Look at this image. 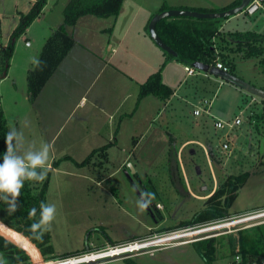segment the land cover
<instances>
[{
  "label": "rangeland",
  "instance_id": "rangeland-1",
  "mask_svg": "<svg viewBox=\"0 0 264 264\" xmlns=\"http://www.w3.org/2000/svg\"><path fill=\"white\" fill-rule=\"evenodd\" d=\"M144 1L150 3L152 0ZM32 2L33 0H0V7L7 16L1 30L2 41L5 44L9 42L13 22L20 20L16 6H19L20 11H25ZM68 2L49 0L46 3L48 8L45 18L35 21L17 39L7 73L8 78L0 84L1 108L6 119L7 131L10 124L20 128L27 119L29 126L23 129L26 142L34 144L37 149L43 143L51 145L50 170L46 179L43 183L34 181L31 183L35 189H39L47 182L46 203H54L57 208L52 230L48 232L53 247L52 255L72 253L86 249L87 246L93 247L90 250H97L104 247L94 249L95 245L114 246L126 243L120 241L136 237L145 239L181 228L197 229L214 223L222 225L233 221L236 215L230 214V217L205 224L181 225L194 218L197 211L205 207L204 200L195 198L192 194L188 195L183 192L184 189L176 185L172 186L171 181H177L186 187V177L189 174L191 190L201 195L211 191L215 185L213 180H216L220 187L228 175L248 172L247 180L237 189L232 201L226 204V209L230 213L239 212L255 207L257 202L261 203L264 200V100L211 74L209 76L214 86L207 89L209 85H205L202 82L204 79H201L204 71H200L197 76H189L175 59L170 60L162 72L164 83L175 91L170 98L171 101L165 105L164 101L155 95H149L151 98H147L148 96L140 98V86L134 84L131 100L121 111L129 112L128 115H118L111 125V134H114L111 141L115 145L108 142L109 157L104 159L95 156L87 165L78 164L92 151L102 146H98L99 143L96 144V139L94 140L92 136L91 138L86 134L82 136L81 131L76 130L69 135L68 130L62 129L64 132L58 137L54 138V134L56 135L59 128L58 121L63 125V120H66L65 117L68 115L69 120H72L71 124H68L69 130L76 122L81 121L82 125L89 124L83 119L85 118L83 112L88 110L89 104L73 112L72 105L75 106L79 102L77 95L80 91L62 97L66 88L58 92L55 105L50 98L55 97V93H49L45 98L46 102L43 99L41 103H34L29 99L27 83L28 72L33 66L32 58H39L52 28H57L59 26L57 22L63 20V10ZM88 16L80 23L77 35L83 38V42L91 39V43H96L97 40H102L96 21L102 23L109 19L112 22L116 17L105 19ZM89 19H94L91 20L94 22L90 23ZM226 25V32L239 30L264 34V13L259 11L251 18L239 14ZM110 26H104L105 29L109 27L103 31L104 37L106 32L110 34L113 24ZM26 41H29L32 47L27 48ZM217 49L214 63L226 65L222 59L224 55L230 59L235 75L257 87L264 86V65L260 64L258 58H244L236 51L225 47ZM158 51L162 55L163 52ZM119 52L117 57L120 56L122 61L127 63L129 61L132 65V68L125 70L128 76L139 78L134 72L137 65L141 68V74L162 66V61L159 60L162 58L158 56L151 65L144 66V58L140 63L125 57L122 50ZM144 52L150 57L151 51L146 49ZM63 82L64 77L62 87ZM204 99L211 102L207 112L204 109ZM195 109L199 110L201 115H195ZM54 112L59 114L54 115ZM125 116L130 117L125 119ZM237 117L241 119V124L231 130L229 125ZM257 120L258 125L255 123ZM215 121H222L225 128H215ZM109 130L104 127L101 132L104 141ZM191 139L198 141V144L191 143L183 148L184 140ZM87 140H93L94 149L86 155L84 150ZM227 140L230 149L222 151V143ZM73 142H78V145H74ZM125 160L133 164L135 171H132L129 164H125ZM197 168L201 173L196 174ZM201 178L205 179L204 186L208 185L206 191H202L203 186L198 185ZM209 179L212 183L208 182ZM147 190L160 193V197H157L159 200L154 206L150 203V194ZM240 228L241 225H236L202 234L201 237L210 236L204 240L214 238L222 243V249L212 264H231L234 256L228 251L229 240L238 239ZM153 230L157 232H151ZM0 261L3 262L1 252ZM102 264H207V262L194 242L158 248L153 253L144 250L131 256L109 258Z\"/></svg>",
  "mask_w": 264,
  "mask_h": 264
},
{
  "label": "trees",
  "instance_id": "trees-1",
  "mask_svg": "<svg viewBox=\"0 0 264 264\" xmlns=\"http://www.w3.org/2000/svg\"><path fill=\"white\" fill-rule=\"evenodd\" d=\"M242 0H236L229 6L223 9H197L201 12L222 11L235 7ZM47 0H35L25 13H20V20L10 35L9 42L3 44L1 41L0 31V79L4 78L9 69V65L14 53L17 39L26 32L29 26L36 21L46 6ZM124 0H70L63 10V23L53 30L51 35L46 39L40 52L39 60L42 61L41 68L33 70L30 68L27 77L29 99L35 101L40 95L47 82L57 71L63 60L76 44V40L69 32V28L77 24L79 19L84 16H95L99 18L117 17L121 11ZM169 9L168 6H163L160 11ZM246 16V15H245ZM225 19H195V18H172L163 19L157 25V32L163 41L169 45L175 52L176 56L165 53L166 59L161 68L141 85L140 98L155 95L162 101L166 102L172 98L174 91L168 87L163 81L162 72L169 63L170 59H175L185 66L194 67L195 63H203L208 66H216L217 49L215 47L214 38L219 32L221 23ZM233 41L238 49L242 51V57H256L260 64L264 65V35L254 32L234 33L232 34ZM224 65L228 71L233 73L231 61L228 57L222 55ZM42 69V70H41ZM197 71H202L195 68ZM209 78L210 73L204 71ZM202 79V78H201ZM197 82V81H196ZM208 83V79L202 80ZM211 85L210 87L212 88ZM207 88L206 86H204ZM208 89V88H207ZM205 100V99H204ZM264 100V99H263ZM246 98H244V102ZM258 125V120L255 122ZM7 133L6 119L1 108L0 101V161H2L3 153L6 150L5 134ZM106 144L99 149H95L80 165H87L92 158L100 156L107 159L108 147ZM249 176L248 172L237 175L230 174L220 187L205 201V207L199 211L194 218L182 223L181 225H196L205 224L219 219L230 217L231 213L227 211L226 204L230 203L236 195V191L241 187ZM48 191V183L46 182L39 189L33 187L31 181H26L24 188L21 191L19 198V209L9 215L7 205L0 201V220L14 229L23 233L28 237L41 251L45 260L56 257H65L71 254L52 255L53 247L50 234L44 233L39 239L29 230L32 223L39 219V211L37 216L29 219L28 211L32 207L39 210L41 201L46 202ZM150 192V203L154 206L160 197V193L155 191ZM231 197V198H230ZM227 204V205H228ZM237 240L230 238L229 254L234 256L231 264H237L235 257L240 256L238 264H252L253 262L264 261V225L263 227L256 226L249 229L239 231ZM197 249L207 264H212L217 259V253L222 249V243L212 238L201 242H195ZM0 252L3 257V264H32L30 257L25 250L18 247L11 241L3 238L0 235ZM263 259V260H261Z\"/></svg>",
  "mask_w": 264,
  "mask_h": 264
},
{
  "label": "crops",
  "instance_id": "crops-1",
  "mask_svg": "<svg viewBox=\"0 0 264 264\" xmlns=\"http://www.w3.org/2000/svg\"><path fill=\"white\" fill-rule=\"evenodd\" d=\"M34 1L35 0H33V2ZM235 1L236 0H152L150 3H146L144 0L142 1L141 0H130V1L124 0L121 11L119 15L116 17V19L112 21L113 23L110 22V20L107 18H105L107 19V21H103L102 23H98L100 21H96L97 29L99 30L100 36L102 38V40H97L96 43H91L92 42L91 39H87L86 42H83V38L77 35L80 29L79 27L80 23L82 22V20H86V18H88L89 16L81 17L77 25L70 27L68 29L69 32L73 35L74 39L76 40L75 46L66 56V58L63 60V62L61 63L57 71L53 74L51 79L47 82V84L43 88L40 95L35 99L34 103H37V104L39 102L41 103V100L43 99H44V102H46L45 98H47V95L49 93H52V94L55 93V97L54 96L50 97L51 99H53V102H54L53 105H55L58 92L59 91L61 92L62 89L66 88V90L63 91L65 92V94L63 93L62 97L66 95L68 96L69 93L80 91V93L77 95L80 100L79 102L76 103L75 106L72 105V109H73V112L74 111L77 112L78 108L85 107L89 104L88 110L86 112H83L85 113L84 114L85 118L83 119H85V121L88 122L89 124L82 125L81 121L78 123L76 122V124H74L73 127H70V130H69L68 124H71L72 120H69L70 115H68L67 117H65L66 120H63V125L61 124L60 121H58L59 128L57 129L56 135L54 134V138L58 137L59 134L61 135L65 130H68L67 132H69V135L77 130L79 132L81 131L80 133L82 134V136L86 134L88 135V137L91 138L92 136L94 140L96 139L95 142L96 144L99 143L97 144L98 146L99 145L104 146L109 143L115 145L113 141H111V138H113L112 136L114 135V134L113 135L111 134L112 133L111 125L115 121L114 119L118 115H122V114L128 115L129 112L124 111L123 113H121V111H123L125 104H127V102L131 100L130 96H131L132 86H134V84H137L138 87L139 86L141 87V85L149 78L150 75H152L153 73L159 70V69L153 70L152 68L148 70L149 72H146V73L144 72V74H141V68L140 67L138 68V65H137L136 69L134 68L135 69L134 72L138 75L139 78L132 77L131 75L128 76L125 70L127 68H132V65L129 61L128 63L126 61H122L120 56L117 57V54L118 53L120 54L119 50L123 51V54H125L124 55L125 57L133 59L140 63H141L140 60L144 58V62H143L144 66L151 65V63L154 61L155 58H157V56L162 58L159 60L162 61V64H163V62L166 59V55L164 51L160 47H158L154 41L150 39L151 37H149L150 34H148L149 31L147 28L148 25L150 24L149 22L151 18L155 16L156 13L161 12L160 9L163 6H168L169 9H173V8L192 9V10L223 9ZM33 2L31 3V5L33 4ZM30 6L25 11H20L19 6L17 5L16 11L17 13H19L18 15H20V13H23L29 10ZM47 8L48 7L46 6L43 9L42 13L39 15L36 21L38 20L40 21L41 18H45L47 14L46 13ZM259 11L264 13V4H263V7ZM212 12H215V11H212ZM234 17L235 16L225 19L221 23L219 32L214 38L215 47L216 49L217 47L218 48L225 47L226 49L236 51L240 56H242V51L237 48L236 43L232 42L233 40L231 38H232V34L234 33H238V32L245 33V32H242L239 30H232L228 32L225 31V27L227 26L226 24L228 23V21H230ZM6 18L7 16L4 14L2 8L0 7V31L2 30V27H3V24ZM89 20H90L89 21L90 23L94 22V21H91L94 19H89ZM57 23L60 26L63 23V20L62 21L60 20ZM17 24H18L17 21L13 22L14 26L10 29L11 32L9 34V37L11 33L13 32V30L15 29V27L17 26ZM111 24H113V26H112L110 34L106 32L105 37H104L103 31L109 28V27H106L105 29L104 26L105 25L110 26ZM53 30L54 28H52L51 31L53 32ZM248 32H254V33H259V34L264 35L263 33L256 32V31H248ZM2 39L3 38H2V31H1V41ZM2 43L5 44L3 41ZM27 43L29 44L27 45ZM25 46L27 48L32 47L29 41H26ZM146 49L151 51L150 57L146 56L148 55L147 52H144L146 51ZM158 50H160V52H163L162 55L161 53H159ZM170 60L168 61L169 63H170ZM181 65L185 68V65L183 64ZM9 68H10V65H9ZM199 74L200 73L198 71V73L195 76ZM233 74H235L234 71H233ZM63 77H64V82H63L64 87H62ZM7 78H8V75L5 78L0 79V84L2 81L6 80ZM201 78L208 79L209 84L205 83V85H209L208 89L211 88L210 85H212L213 82L210 79V76L208 78V77H205V74H203L201 75ZM71 81H73V83H71ZM79 82L81 83L79 84ZM259 87L264 89V86H259ZM151 97L148 96L147 98H151ZM169 101L171 100L169 99L168 101L163 102V103H165L166 105ZM58 114L59 113H55L54 115H58ZM125 117H126L125 119H127L130 116H125ZM104 127L108 128V130L110 129L108 132L109 134L105 136L106 137L105 141H104V138L101 137V132ZM62 129L64 131H62ZM88 137L86 136V138ZM101 138L103 139L102 141H101ZM92 143H93V140L86 141V144H85L86 149L84 150L86 155L87 153H90L92 149H94V144ZM191 143L197 145L198 141H196L195 139L184 140L182 147L185 148ZM73 144L78 145V142H73ZM96 147L97 146H95V148ZM125 164L126 165L129 164L130 166V164L132 163L126 161ZM174 165L175 164H172V166ZM197 172L198 173L196 174L201 173V171L198 168H197ZM189 175L186 177L187 179L186 187H184L185 185H181L177 181H171V183L173 182L172 186L176 185V187L184 189L183 192L187 193L188 195L192 194V196L198 199H202L204 200V202L218 188L216 180H213L215 185L212 187L211 191L208 192V194L198 195L199 193H196L191 190L192 184L189 179ZM198 181H199L198 185L203 186L202 191L208 190V185L204 186L205 179L201 178ZM208 182L212 183V180L209 179ZM147 192L150 194L148 190ZM255 205L256 206L251 209H245L244 211L233 212L231 213V215H240L244 213L246 214L247 212L264 208V200L261 201V203L257 202ZM157 230H153L151 232H157ZM138 238L139 237H136L134 239H138ZM134 239L132 238V239H128V240H124L120 242H129V241H133ZM114 243H119V242H114ZM97 247H105V244L95 245L94 249ZM90 249H93V247L87 246L86 249L78 250L72 253H64V254H74V253H79V252H83V251L90 250Z\"/></svg>",
  "mask_w": 264,
  "mask_h": 264
},
{
  "label": "clouds",
  "instance_id": "clouds-1",
  "mask_svg": "<svg viewBox=\"0 0 264 264\" xmlns=\"http://www.w3.org/2000/svg\"><path fill=\"white\" fill-rule=\"evenodd\" d=\"M32 64L33 70H35L41 68L42 61L38 57H33ZM28 126L27 119L24 120L20 128L10 124L5 134L6 150L3 153L2 161H0V201L7 205L9 215L19 209V198L25 182L43 183L50 170L51 145L43 143L37 149L34 144H28L23 131ZM143 206L141 205V207ZM38 211L39 219L29 227L37 239L52 230L57 208L54 203L41 201L39 210L32 207L28 211L29 219L35 218ZM0 264L3 262L0 261Z\"/></svg>",
  "mask_w": 264,
  "mask_h": 264
},
{
  "label": "built area",
  "instance_id": "built-area-1",
  "mask_svg": "<svg viewBox=\"0 0 264 264\" xmlns=\"http://www.w3.org/2000/svg\"><path fill=\"white\" fill-rule=\"evenodd\" d=\"M264 4V0H252L248 6L244 9L243 13L246 16L255 15ZM29 43H27L28 45ZM216 67L218 69H224L228 70L227 67H225L221 63H216ZM185 71L189 76H195L198 71L193 68L192 66H185ZM205 76H207L205 74ZM205 107V112L209 110V107H211V102L207 99L203 101ZM195 115H201L200 111L195 109L194 110ZM264 116V114H263ZM241 124V119L237 117L235 121L230 124V129H234L235 126H238ZM215 128L217 129H224L225 126L222 123V121H215L214 123ZM222 151H226L230 149V143L229 140L222 143ZM247 220V221H244ZM229 223H234L233 225L226 226ZM264 224V208L257 209L254 211L247 212L246 214H240L236 215L233 218V221L227 222L226 224H211L206 225L203 228H181L177 230L168 231L159 235H154L153 237H148L145 239H137L133 241H129L126 243L114 245V246H108L97 250H88L83 251L79 253H74L65 257H56L53 259L43 260V264H102L105 259H113L116 257H121L122 255H135L137 253H140L144 250H147L148 253L157 250L158 248L167 247L171 245H180V244H187V243H194L201 240H204L207 237H201L202 234L207 232H213L218 231L224 227H234L236 225H241L240 230L250 228L257 225ZM222 226V227H221ZM146 244H151L147 247H145ZM240 256L235 257V261L238 264ZM252 264H264V261L260 262H253Z\"/></svg>",
  "mask_w": 264,
  "mask_h": 264
},
{
  "label": "water",
  "instance_id": "water-1",
  "mask_svg": "<svg viewBox=\"0 0 264 264\" xmlns=\"http://www.w3.org/2000/svg\"><path fill=\"white\" fill-rule=\"evenodd\" d=\"M252 0H242L241 3L235 7H231L226 10L222 11H215V12H201L192 9H168L158 12L153 16L150 20V24L148 25V31L150 37L155 42V44L160 47L166 53L176 56V52L167 45L160 35L157 32V25L163 19H172V18H195V19H228L233 16H237L242 14L244 9L248 6V4ZM0 48H1V41H0ZM194 67L202 70L208 71L211 75L217 76L231 84L236 85L237 87L246 90L249 93L256 95L262 99H264V89L252 85L246 81H244L239 76L233 74L232 72L224 69H218L216 66H208L203 63H195ZM132 171H135L132 164L129 166ZM0 235L17 245L18 247L25 250L27 255L30 257L32 264H43V255L39 248L23 233L14 231V229L10 228L6 224H4L0 220Z\"/></svg>",
  "mask_w": 264,
  "mask_h": 264
},
{
  "label": "bare ground",
  "instance_id": "bare-ground-1",
  "mask_svg": "<svg viewBox=\"0 0 264 264\" xmlns=\"http://www.w3.org/2000/svg\"><path fill=\"white\" fill-rule=\"evenodd\" d=\"M244 221H247V220H244ZM234 224V223H233ZM232 223H229V224H227L226 226H230V225H233ZM222 227V226H221ZM149 245H151V244H146L145 245V247H147V246H149Z\"/></svg>",
  "mask_w": 264,
  "mask_h": 264
}]
</instances>
